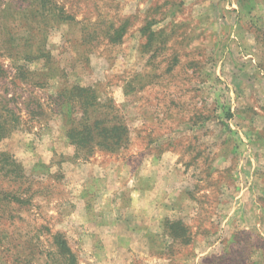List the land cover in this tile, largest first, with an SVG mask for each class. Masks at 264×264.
Segmentation results:
<instances>
[{"label":"rangeland","instance_id":"374dc122","mask_svg":"<svg viewBox=\"0 0 264 264\" xmlns=\"http://www.w3.org/2000/svg\"><path fill=\"white\" fill-rule=\"evenodd\" d=\"M0 63L27 177L20 204L0 172V264H264V0H0ZM75 85L122 148L71 143Z\"/></svg>","mask_w":264,"mask_h":264},{"label":"trees","instance_id":"16d2710c","mask_svg":"<svg viewBox=\"0 0 264 264\" xmlns=\"http://www.w3.org/2000/svg\"><path fill=\"white\" fill-rule=\"evenodd\" d=\"M27 61L32 60L27 58ZM15 70L16 74L13 77L15 81L20 80L23 83L31 82L33 86H43L40 81L35 80L34 72L28 71L25 66H16ZM9 76L8 72L4 70V66L0 63V79L2 82L5 83V79H8ZM13 84H16V82H13ZM69 90V93L65 89L60 90L58 105L60 108L68 104L71 107V129L68 133L71 143L76 146L77 150L81 152L85 149L99 147L100 149L115 152L122 148L128 141V130L126 125L119 120L121 118L118 115L114 101L107 99L106 102H102L97 88L94 87L75 85ZM8 92L5 89L4 93L0 95V143L8 139L21 125L19 115L11 107L12 104H16L18 98H15V95L9 98L11 94ZM23 104L35 105L37 108L36 113H45L42 105L35 98H28ZM0 172L4 173L5 176H11L14 182V189L15 187H22L23 189L20 195H16L13 192L4 194V199L20 204L24 203L27 189L23 182L27 180V177L24 175L23 167L8 152L0 151ZM56 244L59 245L60 249L68 251L64 241L59 239Z\"/></svg>","mask_w":264,"mask_h":264}]
</instances>
